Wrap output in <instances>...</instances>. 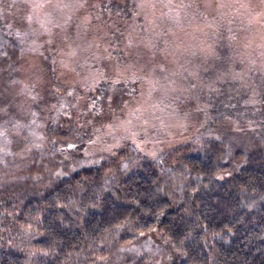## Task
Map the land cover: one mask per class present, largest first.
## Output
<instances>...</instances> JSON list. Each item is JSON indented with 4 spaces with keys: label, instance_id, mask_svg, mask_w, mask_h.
<instances>
[{
    "label": "rangeland",
    "instance_id": "rangeland-1",
    "mask_svg": "<svg viewBox=\"0 0 264 264\" xmlns=\"http://www.w3.org/2000/svg\"><path fill=\"white\" fill-rule=\"evenodd\" d=\"M22 1L6 13L28 47L20 70L27 90L18 99L29 108L40 101L39 128L48 115L60 128L75 122L80 132L52 155V166L113 158L120 178L142 161L175 157L178 145L212 140L210 132L220 135L230 155L264 146V0H109L113 6L104 9L114 12L96 16L99 0ZM107 19L124 24L134 46L112 34L118 32L105 26ZM71 21L82 25L80 34ZM141 41L146 45L136 43ZM149 44L160 56L150 55ZM47 53L49 74L41 63ZM37 139L30 133L31 143ZM17 154L1 159L0 181L17 177L28 158ZM35 168L42 179L49 171ZM158 241L154 230H127L110 240L109 256L92 264H119L140 254L164 264L169 248Z\"/></svg>",
    "mask_w": 264,
    "mask_h": 264
},
{
    "label": "trees",
    "instance_id": "trees-1",
    "mask_svg": "<svg viewBox=\"0 0 264 264\" xmlns=\"http://www.w3.org/2000/svg\"><path fill=\"white\" fill-rule=\"evenodd\" d=\"M21 1L0 0V161L15 153L28 156L16 178L0 181V264H92L109 256L110 240L127 230H154L158 245L169 248L164 264H264V146L230 155L220 135L210 132L212 140L178 145L175 157L161 164L142 161L120 178L113 158L51 165L52 155L80 132L75 122L67 120L60 128L48 115L39 128L40 101L29 108L18 99L27 90L20 70L28 47L21 45V31L7 22L6 13ZM108 2L99 0L93 16L114 12L104 9L113 6ZM107 21L105 26L118 32L112 34H122L134 46L124 24ZM75 23L71 29L80 34L82 25ZM58 44L50 43L52 53ZM148 46L150 55L160 56ZM41 61L52 73L50 54ZM30 133L38 142L31 143ZM40 166L49 170L46 182L35 168ZM119 264L151 263L140 254Z\"/></svg>",
    "mask_w": 264,
    "mask_h": 264
}]
</instances>
